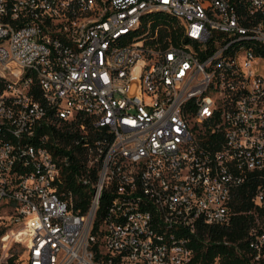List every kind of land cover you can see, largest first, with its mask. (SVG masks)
Segmentation results:
<instances>
[{
	"label": "built area",
	"instance_id": "built-area-1",
	"mask_svg": "<svg viewBox=\"0 0 264 264\" xmlns=\"http://www.w3.org/2000/svg\"><path fill=\"white\" fill-rule=\"evenodd\" d=\"M78 148L84 213L58 188ZM252 172L262 207L264 0H0V262L10 238L26 264H199ZM246 248L264 264V230Z\"/></svg>",
	"mask_w": 264,
	"mask_h": 264
},
{
	"label": "trees",
	"instance_id": "trees-1",
	"mask_svg": "<svg viewBox=\"0 0 264 264\" xmlns=\"http://www.w3.org/2000/svg\"><path fill=\"white\" fill-rule=\"evenodd\" d=\"M149 15L156 19L153 25L164 17L160 12ZM71 136L72 134L68 133L65 144L69 142ZM78 149L79 156L72 155L69 164L63 166L59 176L58 188L60 190L69 188L72 209L84 213L88 208L92 188L90 185L77 180L74 171L76 169L80 175L88 176L91 181H94L97 174V165L88 166L84 150L82 148ZM262 180L263 178L252 172L249 178L236 188L230 202L234 213L231 215L228 224L202 223L198 227L197 236L193 238V246L195 258L199 264H214L213 260L217 255H219V264H251L253 253H250L249 249L246 248L248 230L251 226L264 230V205L254 207L251 198L256 186ZM97 214L98 212H96ZM0 264H26L23 248L16 254L12 251V254L5 261H1Z\"/></svg>",
	"mask_w": 264,
	"mask_h": 264
},
{
	"label": "rangeland",
	"instance_id": "rangeland-1",
	"mask_svg": "<svg viewBox=\"0 0 264 264\" xmlns=\"http://www.w3.org/2000/svg\"><path fill=\"white\" fill-rule=\"evenodd\" d=\"M8 247V249H7ZM21 248H22V245L20 242H17L15 240H12V239H8V242L6 244V249H7V252L10 253V251H13L16 253H19L21 251ZM4 250H3V253H2V260H4L5 258H7V256H9V254H4Z\"/></svg>",
	"mask_w": 264,
	"mask_h": 264
}]
</instances>
